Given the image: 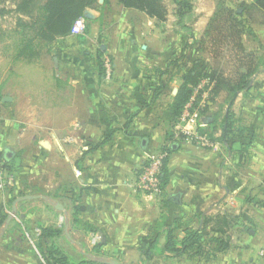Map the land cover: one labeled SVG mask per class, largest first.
I'll list each match as a JSON object with an SVG mask.
<instances>
[{"label":"crops","instance_id":"crops-1","mask_svg":"<svg viewBox=\"0 0 264 264\" xmlns=\"http://www.w3.org/2000/svg\"><path fill=\"white\" fill-rule=\"evenodd\" d=\"M86 13L84 35L53 42L38 59L39 67L50 73L54 102L46 109L31 106L22 120L13 112L16 106L20 113L17 97L3 96L10 99L0 105V153L11 152L7 161L17 170V179L9 191L0 190V215L14 196L32 193L16 203L15 211L25 213L21 216L31 225L28 241L34 244L42 227H58L74 260L75 247L79 260L90 254L84 247L89 243L99 244L101 258L119 262L134 249L142 258L146 238L157 239L167 259H182L187 254L164 249L167 234L211 231L219 214L229 226L233 220L243 227L253 224L249 232L264 248V66L256 86L239 96L241 102L255 90L254 106L238 111L243 135L231 138L225 151L221 142L218 149L201 146L178 136L177 122L168 113L186 74L210 66L211 57L197 66V46L185 49L177 32L172 36L155 18L117 0H99V7ZM258 40L264 52V41ZM107 56L113 63L109 76L102 61ZM211 122L208 112L204 128L211 130ZM26 131L32 132L28 141ZM162 150L168 151L163 193L135 191L141 166ZM24 151L27 157L17 153ZM26 163L31 175L24 170ZM40 198L47 202L43 215L28 214V202ZM46 210L51 218L44 217ZM27 227L22 228L26 233ZM31 253L23 250L20 256L32 260ZM209 263L211 257L204 264Z\"/></svg>","mask_w":264,"mask_h":264},{"label":"trees","instance_id":"trees-1","mask_svg":"<svg viewBox=\"0 0 264 264\" xmlns=\"http://www.w3.org/2000/svg\"><path fill=\"white\" fill-rule=\"evenodd\" d=\"M117 1L125 8L136 9L155 18L158 26L163 30H166L169 16L173 15L175 17L173 22L174 31L181 36L185 49L194 44L192 41L196 42L197 40L201 45L200 49L205 52L206 44L210 41H216L213 32L214 28L223 22V31L226 30L225 36L233 43V50L237 52L236 56H240L238 65L233 69L236 77L226 74V64L222 61L224 55L216 51V57L211 61L210 66L206 64L198 68L195 67L186 74L184 83L180 86L169 107L168 118L177 122L178 116L185 104L191 99L195 88L202 79H208L211 86L210 92L212 93L210 101L213 105H220V101L222 103L221 107L225 106L226 109L220 124V134L216 135V131L213 129L202 128L201 131L206 133L211 139L224 145H228L231 138L241 137L244 130L239 127V120L234 106L239 94L250 90L255 74L262 70L264 55L258 50H245L241 43V38L244 35L243 33H245L244 23L242 22L243 20L237 19V16H241L244 20L246 19L252 23L256 22L264 25V0H254L252 3L244 2L240 13L239 10H232V8L224 6L223 2L220 3L218 10L211 18L213 24H209L206 31L202 33L200 40L197 38L193 26L195 20V17H193L195 9L193 0H171L170 3L165 0ZM97 7H99V0H0V38L5 34L7 35L9 30L8 27L4 26L3 20L7 17H14L16 24L12 31L16 32L19 38L13 59L15 61H36L41 58L47 48H50L53 42L71 35L72 26L77 18L83 16L86 19L87 31L89 19L86 11L89 8L94 9ZM258 16H261L260 19ZM188 40L191 41L189 42ZM185 41L187 42L184 44ZM238 53H243L244 55ZM99 54L102 55V52ZM102 61L104 64L105 59ZM198 64H201V62L199 61L197 66ZM1 104L2 99H0ZM210 108L212 109L211 105L204 107L201 110V114L206 111L209 112ZM212 118L213 122H211V125L215 123V118ZM183 137L184 135H182ZM0 154L5 159L9 170L14 172L15 170L7 161L10 160L7 155ZM166 162L163 167V184L165 183ZM15 199L16 197L14 196L10 202L12 203ZM222 218L225 219L224 215L220 214L214 218L215 224L211 227L212 231L224 233L223 223L220 224L219 221ZM7 219L8 217L4 213L0 215V228L5 225ZM217 221L219 222L217 223ZM41 230V233L37 236L35 247L45 264H104L90 258L75 261L60 243V237L63 234L60 228L48 226L42 227ZM145 243L148 245V249L145 250L143 256L146 260L152 259V251L159 246V243L154 238H146ZM204 245L205 239L202 230L187 229L180 237H176L174 232H169L163 247L176 255L187 254L195 257L200 254L199 252ZM98 249V247L95 248L96 251Z\"/></svg>","mask_w":264,"mask_h":264},{"label":"rangeland","instance_id":"rangeland-1","mask_svg":"<svg viewBox=\"0 0 264 264\" xmlns=\"http://www.w3.org/2000/svg\"><path fill=\"white\" fill-rule=\"evenodd\" d=\"M165 1L167 3H170L171 0H165ZM193 1L195 6L194 15H193V17H195V20L193 22V26L197 38L200 40L202 33L206 31L209 24L210 23L213 24L211 18L213 17L214 13L218 10L220 3L223 2L224 6L232 8V10H239L240 13L242 11L241 7L244 2L252 3L254 0H193ZM260 17L261 16H258L259 19ZM174 19L175 17L173 15L169 16L168 22L166 24V29L168 33H170L172 36L175 37L174 35L175 28L173 24ZM237 19L241 21L243 20L242 22L244 23L245 33H243L244 35L241 38L242 41L241 43L243 44L245 50L260 51L258 38L260 37L264 41V29H261L264 28V25H260L256 22L252 23L246 19L244 20V18L241 16H237ZM221 23H222L221 25L220 23L218 24L219 26L214 24L216 25V27L214 28L213 32L216 41H210L208 44H206L205 52H203V49H200L201 45L197 40L196 42L192 41V43H194L193 45L195 46V48L196 46L198 48L197 56L200 62L204 61L203 63H206L205 59L207 55L210 56L211 61H213L214 58L216 57L215 56L216 51H219V54L222 53L224 55L222 61L226 64L225 67L227 68L226 74H228L229 76L236 77V75L233 72V69L235 68L236 65H238L239 63L238 59L240 58V56L239 57L236 56L237 52L233 50L234 45L225 36L226 30L223 31L224 29L223 22ZM3 24L5 27H8L9 30L7 35L5 34L2 38H0V99H3V96L5 95L17 97V101L20 103V105L18 106L20 113H16L15 111L16 106L13 108V112L16 115L15 116L16 118L20 117L22 118V120H25L26 117L25 114L28 113L31 106H35L41 109L42 108L46 109L47 106H49L54 102L50 98L51 97L50 95L51 79L49 77L50 73L39 67V65L41 66V62H39L38 60L29 62L23 60L15 61L13 59L14 54L16 53V46L19 38V35L16 32L12 31V29L15 27L16 19L14 17H7L3 20ZM188 41L190 42L191 40ZM186 42L187 41H185L184 44ZM260 52L263 53L262 55H264V52L262 51ZM240 55H244V54L241 53ZM37 63H39V65ZM49 64H51V62ZM257 74H255L253 78L252 87L256 86ZM204 80L205 79H202L201 82L204 83ZM207 84L208 83H204L199 91V95H201L199 102H205L204 106H201V110L204 109V107L211 105L212 109L215 110V111L212 109L211 111L208 110L211 114V118L212 117L215 118V123L213 124L214 127L211 129L220 130L221 120L224 116V110L226 109V107L225 106L221 107L222 103L220 101H219L220 105L218 104L219 106L215 104L213 105V103L210 101V99H212V93L209 92L208 90L209 87L207 86ZM168 95H171V91L169 92ZM202 95L204 96L202 97ZM239 96L236 100L234 110L239 120L238 121L239 127H241L244 125H242L240 122V116L238 115V111L240 110V108L249 109L254 106L255 98H256L255 90H253L252 93L249 96H246V98H244L243 101L241 102ZM161 102L166 103L168 102V100ZM251 104L253 106H251ZM204 113L201 114L202 119L208 117L207 115L208 112L206 111ZM201 124H203L204 126L203 122ZM206 125H207V121H206ZM31 135L32 132L26 131L25 141H28ZM28 148L29 146H27L26 149ZM228 148H230V144L222 145V150L225 151ZM17 153L19 155L21 154V156L27 157L25 151L24 153H19V152ZM13 170H15L14 173L17 174V170L15 168H13ZM24 170L25 171L28 170L27 174L31 175L30 163L25 164ZM29 181L30 180H27V182ZM44 190H46V187L44 188ZM6 191H9V189H6ZM31 194L32 193H28V195ZM46 203L47 202L46 200H44V198L37 199V202L35 203L29 201L27 204L28 206L26 205L27 211H29L28 214H31L30 212H33L34 215H38L39 211H41L42 213L43 209H47ZM12 206L14 205L10 201H8L7 209L5 212H3L8 217L9 220L7 219L8 227L7 226L3 227L4 226L3 225L0 228L2 230L0 231V264H21L23 262L25 264L28 262L29 264H45L42 261L41 257L38 256L36 253L37 251L34 248L35 243L34 244L31 243V241H28L27 239L29 236H31V225L30 223L26 225L25 219L23 218L25 217V213L21 214L23 217L21 215L16 214ZM16 207L18 206L16 205ZM45 213L46 214L44 217L46 218L52 217L50 213L49 214L47 213V210ZM59 219L61 220L60 223H62V219L60 217ZM214 221L215 220H213L212 225L215 224ZM219 221L220 224L223 223V226L225 228L224 233H220L212 230L210 231L208 229L207 230L201 229L204 235L205 245L203 249L199 252L200 253L199 256L193 259L191 258L192 255L184 256L182 259H178V258L167 259L166 256L164 257V255H162V250H161L162 247H160L159 245L158 247H155L153 249L152 259L146 260L144 256H142L141 258L140 250L134 249V251L127 253L125 256L122 257V259H119V262H121V264L122 263L140 264L145 262L147 264H204L205 262L210 261V257H211V263L209 264H245V260H247L246 264H262L261 262L264 261V256H262L260 252L264 248H261L263 246L259 245V243L256 241L255 233L251 234L249 232L250 228L253 229L254 227L253 224L250 226L248 225L246 227H243L240 226L239 220H233L231 222V226H229V224L225 219L222 218V220L220 219ZM219 221H217V223ZM21 222L23 224H21ZM23 225L30 227V230L27 231V233L24 231V229H22ZM63 235H64V231H63ZM60 242H62L61 243L62 247L64 248H66L65 246L68 247V243L65 240L62 241L60 238ZM98 246L99 244L97 245H94L93 243L86 244L84 247L85 249H87V253L90 251L89 252L90 254L88 253L89 255L85 256L84 259L90 258L94 261H98L106 264V260H110V259L104 257L102 258L98 257L95 250V248ZM78 247H80V245H78ZM81 247L79 249H82ZM23 250L26 254L32 252L31 257H33L34 259L28 260L29 258L27 255L20 256V253H22ZM76 250L77 248L75 247L72 253L76 258L75 261H80L79 253H77ZM68 251H70V249ZM21 258H25V260L22 259L20 261L19 259ZM116 261H118V259Z\"/></svg>","mask_w":264,"mask_h":264},{"label":"built area","instance_id":"built-area-1","mask_svg":"<svg viewBox=\"0 0 264 264\" xmlns=\"http://www.w3.org/2000/svg\"><path fill=\"white\" fill-rule=\"evenodd\" d=\"M86 19L81 16L77 18L72 26L71 35L81 36L86 33ZM106 75L109 76L112 72L113 63L110 57L105 58ZM208 83L209 91H211L210 82ZM202 82L195 88L191 99L185 104L177 119V135H184L187 139L198 143L201 146L218 149L220 142L211 139L206 133L201 131L206 126L207 118L201 117V106L205 102H199L201 95L199 91L204 84ZM204 95H202L203 97ZM204 123L203 124L201 123ZM194 125V127H190ZM168 157V151L162 150L151 154L141 166L138 177L134 184V190L142 192L149 196H160L164 191L163 185V167ZM17 174L11 172L6 166V161L0 154V190H5L15 184ZM260 254L264 256V249Z\"/></svg>","mask_w":264,"mask_h":264},{"label":"water","instance_id":"water-1","mask_svg":"<svg viewBox=\"0 0 264 264\" xmlns=\"http://www.w3.org/2000/svg\"><path fill=\"white\" fill-rule=\"evenodd\" d=\"M10 98L9 97H5L3 100H9ZM143 143L145 144L146 143V139L143 140ZM44 145H46V143L44 142L43 143ZM7 157L8 158H11L12 157V154L11 152L7 153ZM32 196L31 195H25V196H22V197H19L18 199H16L15 203H14V207H13V210L16 211V203L19 201V200H22V199H29L31 198ZM176 199V198H175ZM9 220V219H8ZM106 263L107 264H121L119 263L118 261L116 260H113V259H110V260H106Z\"/></svg>","mask_w":264,"mask_h":264}]
</instances>
